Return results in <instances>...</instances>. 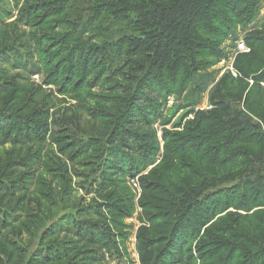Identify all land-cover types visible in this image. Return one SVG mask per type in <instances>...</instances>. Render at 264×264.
Listing matches in <instances>:
<instances>
[{
	"label": "rangeland",
	"instance_id": "obj_1",
	"mask_svg": "<svg viewBox=\"0 0 264 264\" xmlns=\"http://www.w3.org/2000/svg\"><path fill=\"white\" fill-rule=\"evenodd\" d=\"M148 4L0 0V264H159L161 246L154 245L159 229L168 230L165 223L186 208L200 223L214 186L238 182L247 190L240 187L234 201H245L246 212L214 216L193 233L183 256L189 264H239L237 255L228 261L226 251L213 256V248L203 252L201 246L214 239L206 228L228 212L247 217L241 256L264 254V198L254 194L264 181V165H247V175L209 165L214 155L209 146L225 138L216 122L200 126L199 142H189L197 117L213 111L215 102L244 107L247 91L230 77L249 89L263 74L262 49L247 61L236 47L242 42L250 49L246 37L256 26L251 36H260L264 0L252 18L244 7L235 19L226 15L229 23L215 25L220 37L203 43L190 60L166 55L163 76L156 73L163 59L153 55L154 39L144 31ZM150 70L156 74L151 73L155 87L149 97L162 112L146 122L158 150L148 162L141 154L116 152L124 160L123 177L116 179L107 173L105 159L125 123L123 110L138 98L137 82ZM229 94L233 98L225 97ZM259 115L250 122L261 130L250 128L246 138L264 134ZM16 123L23 127L19 136L13 134ZM130 136L141 151L140 137ZM209 139L213 142L205 145ZM170 153L173 159L166 157Z\"/></svg>",
	"mask_w": 264,
	"mask_h": 264
},
{
	"label": "trees",
	"instance_id": "obj_2",
	"mask_svg": "<svg viewBox=\"0 0 264 264\" xmlns=\"http://www.w3.org/2000/svg\"><path fill=\"white\" fill-rule=\"evenodd\" d=\"M260 1L261 0H150L152 4H148L149 21L145 24L144 31L149 32V35L154 39L153 43H155L156 46L153 48V55H157L160 59H163L159 61L161 63L156 73H160L162 76L164 75V61L166 55L167 59L181 55L185 60H190L189 55H196L198 50H202L203 43L220 37V35L215 33V28L217 27L215 25L221 23L225 26V22L229 23L228 20H225L226 15H230L232 19H235L239 17V15H234V13H239L238 11H240L241 7H244L246 16L252 18L258 9ZM262 20H264V18ZM257 28L258 26L254 27V29L249 32L250 36L246 37V41L250 47V53L244 55V58H246L247 61L255 59V56L252 55L254 54L253 52H257L261 48V61L263 62V66L259 69V71H261L264 69V22L258 32L262 39L259 38L260 36H251ZM118 47L121 53L122 47L120 45H118ZM248 67L251 68V66ZM183 68L188 69L187 66ZM151 71L152 70L147 73L148 76L146 75L145 78H140L137 82L139 86L136 91L138 98H135L133 102L123 110L125 123L122 124V129L117 130V138L111 140V149L114 151V154L112 153L110 156H107L105 160L108 164L110 163L107 173L114 174L116 179L123 177V173L120 171L123 170L122 163L124 162V160L116 156V152H126L130 156L141 154L142 158L146 159L145 162H148L158 150L155 134L152 132L149 123L146 122L150 120L151 117H156L162 112V109L159 108V105L155 102L156 100L150 99L152 90L155 87L153 77L156 74ZM151 73L154 76H152ZM159 78L161 79V77ZM229 82L235 83V85L237 83L240 90L247 91L243 103L244 107L240 109L231 104L226 106L220 102H215V109L213 111L207 114H201V117H197L195 122L196 128L189 134V142H199L198 139H196L198 137L197 134L203 131V128L199 129L200 126L202 127V125H206V123L216 122V128L212 127L221 131L219 133L225 138L222 139L220 144L209 146L214 149V155L208 162L209 165L213 168L216 167L221 173L223 171L230 173V171H234L238 168V171H240L239 175H241V171L245 172L244 174L247 175V165H264V134H259V136H257L258 138H246V134L250 135V128L253 130L256 128L255 124L250 122V117L259 118L260 112L262 114L261 120L264 123V71L261 76L253 80V84L249 89H247V83H243L239 80L236 81L232 77L229 78ZM225 97L230 99L233 98L230 94ZM141 98L144 100L141 101ZM139 121L141 122L139 123ZM256 129L258 131L261 130L258 125ZM22 130L23 127L21 128V124L16 123L15 133L13 134L19 136ZM131 133H135L140 137L141 151L131 142L132 137H129ZM210 139L203 143L205 145H211L213 141ZM254 146H258L263 153L259 151V149L255 151L253 148H250ZM201 151L200 149L193 156L196 157V154L200 155ZM181 155H183L182 152ZM166 157L173 159L172 153ZM140 163L144 165L143 161ZM128 164L129 163H126L125 166H129ZM263 172L264 169H260V174ZM204 174L206 175V173ZM212 174H218V172L212 170ZM205 177L206 176H204V178ZM253 177L256 178L255 176ZM216 180V178H213V181ZM261 185V187L257 188V191H254V194H256L258 198H264V181ZM240 187H243L244 189L242 192L246 193L247 189L244 187V183L240 182H238V185L233 186L228 185L223 187L220 184L214 186L212 189L214 192L211 194V206L208 204V207L202 210L204 213L201 212L199 214L201 217L200 223L197 217L191 215L190 209L186 208L185 211L182 210L176 215L175 219L172 220L173 222L170 223L168 221L165 223V228L168 230L158 228L160 236L154 241V245L161 246L159 254H157V260L160 262L159 264H189V262H187L188 258L183 256V252L187 250L189 242L193 240L192 236L194 232H200V229L206 227L214 216L222 212L233 210L234 212L238 211L245 213L246 210L243 207L245 206V201L241 199H239L237 203L234 201L236 195L239 193L238 189ZM196 199H200V196L197 195ZM201 203L206 204L204 201ZM246 219L247 217L245 214L228 212L216 221V225L211 224L208 226L206 229L210 228V231L208 230L205 232H211L212 230L213 232H211V234L214 239H210L211 241L201 244V246H205V248L202 249L203 252H207L210 248H213V256H221L222 253L226 251V259L230 261L231 259H235V255H237L238 259L241 261L239 264H247V261L251 260H253V264L261 262L264 258V254L261 252L252 253L247 251L243 252L244 255L241 256L242 253L240 249L242 247L238 245L245 243L244 240L246 241L247 239L244 237L247 233L243 232V230L246 229ZM262 221H264V218ZM258 226L260 228V223ZM237 227H242L240 232H236ZM260 243L258 245H261ZM146 250L152 252V244L146 245ZM257 253H261L257 257L259 259L255 258Z\"/></svg>",
	"mask_w": 264,
	"mask_h": 264
},
{
	"label": "built area",
	"instance_id": "obj_3",
	"mask_svg": "<svg viewBox=\"0 0 264 264\" xmlns=\"http://www.w3.org/2000/svg\"><path fill=\"white\" fill-rule=\"evenodd\" d=\"M236 49L238 50L239 53H243V54H249L250 53V49L245 47L242 42L237 44ZM232 75L234 78L237 77L233 72H232Z\"/></svg>",
	"mask_w": 264,
	"mask_h": 264
}]
</instances>
